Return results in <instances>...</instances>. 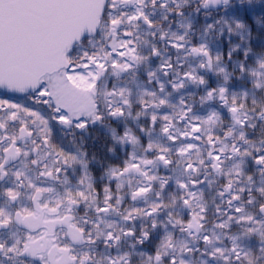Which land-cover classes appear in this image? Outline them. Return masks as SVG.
<instances>
[{"label": "snow or ice", "instance_id": "1", "mask_svg": "<svg viewBox=\"0 0 264 264\" xmlns=\"http://www.w3.org/2000/svg\"><path fill=\"white\" fill-rule=\"evenodd\" d=\"M0 264H264V0H0Z\"/></svg>", "mask_w": 264, "mask_h": 264}]
</instances>
